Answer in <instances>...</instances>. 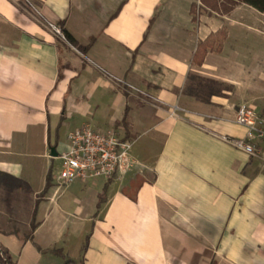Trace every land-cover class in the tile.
Wrapping results in <instances>:
<instances>
[{"label":"crops","instance_id":"obj_1","mask_svg":"<svg viewBox=\"0 0 264 264\" xmlns=\"http://www.w3.org/2000/svg\"><path fill=\"white\" fill-rule=\"evenodd\" d=\"M22 1L0 0V171L31 189L10 210L0 190V244L18 264H264V158L228 140L246 135L241 103L264 111V13L243 2L196 14L198 0H34L37 15ZM61 21L86 54L47 25ZM206 39L214 49L199 63ZM191 75L231 88L201 100ZM86 123L132 140L140 164L60 186L68 133Z\"/></svg>","mask_w":264,"mask_h":264},{"label":"built area","instance_id":"obj_2","mask_svg":"<svg viewBox=\"0 0 264 264\" xmlns=\"http://www.w3.org/2000/svg\"><path fill=\"white\" fill-rule=\"evenodd\" d=\"M23 2L31 11L40 14L34 0ZM197 4L200 6L201 1L198 0ZM47 25L61 40L69 43L59 24L47 22ZM129 88L135 90L132 85ZM236 122L247 128L246 135L228 140L246 153L264 158V111H257L251 105H240ZM68 142V149L60 153L62 167L56 177L60 186L69 185L75 180L109 179L124 175L140 164L131 155L132 140L122 139L113 131H97L89 123L71 130ZM259 143L263 144V148L259 147Z\"/></svg>","mask_w":264,"mask_h":264},{"label":"trees","instance_id":"obj_3","mask_svg":"<svg viewBox=\"0 0 264 264\" xmlns=\"http://www.w3.org/2000/svg\"><path fill=\"white\" fill-rule=\"evenodd\" d=\"M200 1L203 4V6H205V8H207L211 12L228 13L239 2H243L254 7L260 12L264 13V0H200ZM21 4L24 5V3ZM197 5L198 4L195 5L194 10ZM24 6L26 7V5ZM58 24L62 27L68 42L74 47H76L80 52L86 54L87 48L89 47L90 44L87 46L78 44L77 40L73 37V35L66 28H64L63 22L61 21ZM223 35H225V32H223ZM209 49H214L213 42L210 39L201 41L198 50L196 52V54L198 53V57L195 59V61L199 63L203 62V60L205 59V55ZM227 86L228 88H231L229 85H225L222 82L213 79L203 78L198 75H191L189 77V84L187 86V91L194 94L197 98L201 100L209 101L212 94L222 93L223 90L225 89L227 90ZM50 185H51V174L49 173L47 177L46 187L37 197L36 206L33 209L32 218L29 223L30 226L24 231L23 237L25 240H33L34 231L36 230L39 224L36 217L37 204L38 201L41 199V197L44 196L46 190ZM0 190H1V202L5 204V208L7 210H10L12 202L20 196L19 191H21V194L23 195L25 201L30 200L29 194L31 192V189L28 182L5 171H0ZM101 203L102 201L99 200V207L101 206ZM14 232L18 233V231L16 230ZM90 235L91 232L86 237L85 243L83 245V252H86L88 248ZM55 252L63 254V252L60 250H55ZM81 260L83 261L84 257H82ZM69 263H71V259L67 258L65 260V264H69ZM0 264H18V262L14 259L11 251L2 244H0Z\"/></svg>","mask_w":264,"mask_h":264},{"label":"rangeland","instance_id":"obj_4","mask_svg":"<svg viewBox=\"0 0 264 264\" xmlns=\"http://www.w3.org/2000/svg\"><path fill=\"white\" fill-rule=\"evenodd\" d=\"M199 12H200V13H204V12H211V11L208 10L207 8H205V6H203V4L201 3L200 6L197 5L196 8H195V13L198 14ZM243 104L253 105V106H255V107H258V109L261 108L260 105H259L258 103H250V102H248V103H241V105H243ZM239 106H240V105H239ZM58 168H59V165L56 163L55 166H54V171H56ZM20 212H22L21 216H23V217L26 216V213H27V212H26L25 208H22ZM27 215H29V212L27 213ZM31 216H32V214L30 213V217H29L28 221L31 220ZM23 219H25V218H23ZM13 223L15 224L14 226L19 227V228H21V229L27 227V226H25L24 224L22 225V224H21V221H19V222H13Z\"/></svg>","mask_w":264,"mask_h":264},{"label":"water","instance_id":"obj_5","mask_svg":"<svg viewBox=\"0 0 264 264\" xmlns=\"http://www.w3.org/2000/svg\"><path fill=\"white\" fill-rule=\"evenodd\" d=\"M57 154H58V153H57V152L55 151V149L53 148V149H52V155L57 156Z\"/></svg>","mask_w":264,"mask_h":264}]
</instances>
